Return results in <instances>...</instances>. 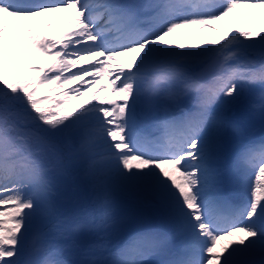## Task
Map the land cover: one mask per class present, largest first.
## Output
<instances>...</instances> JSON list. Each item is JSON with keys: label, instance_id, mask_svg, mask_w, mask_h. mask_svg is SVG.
Masks as SVG:
<instances>
[{"label": "snow or ice", "instance_id": "1", "mask_svg": "<svg viewBox=\"0 0 264 264\" xmlns=\"http://www.w3.org/2000/svg\"><path fill=\"white\" fill-rule=\"evenodd\" d=\"M237 10L264 19V0H0V264H67L56 237L33 229L51 212L52 172L65 161L80 164L95 198L54 225L60 236L107 227L118 195L148 202L167 225L129 236L109 261L79 264H153V255L255 264L264 255V143L226 152L237 109L264 88V23L215 27ZM182 29L220 35L175 46L169 37ZM151 99L156 134L145 135L136 109ZM259 104L264 112V95ZM233 184L247 196L228 195Z\"/></svg>", "mask_w": 264, "mask_h": 264}, {"label": "rangeland", "instance_id": "2", "mask_svg": "<svg viewBox=\"0 0 264 264\" xmlns=\"http://www.w3.org/2000/svg\"><path fill=\"white\" fill-rule=\"evenodd\" d=\"M129 2V0H126ZM212 2V1H211ZM213 4H217V2H212ZM250 21L251 24L248 25L251 27H259L262 23H264V19H262L259 15L250 16L246 14L242 10H237L230 17L226 18L224 21H220L215 27L219 28L221 32L226 31L228 29H238L242 27H247L246 23ZM248 29V28H247ZM220 35L218 32H214L211 29H205L204 31H196L195 29H182L179 33L176 34L175 37H172L173 45H200L206 40H212L217 38ZM195 41V44H190V42ZM190 44V45H188ZM249 60L259 62L261 57L257 52H252L248 55ZM263 88L261 86H254L253 90L248 93V109L244 113H238L236 111L234 120L236 123V129H240V124L248 117L253 116L251 106L254 103H257L259 100V95L262 94ZM89 99V98H88ZM85 101V100H84ZM78 103V102H77ZM264 116V115H263ZM263 119V117H262ZM236 130H229L228 136L230 137V141L226 143V152H228L233 147V142L236 141ZM67 163L73 167H77L80 170V180H77L78 184L85 185L91 192L94 197L93 188L91 182L84 175V172L78 162H68ZM83 182V183H82ZM66 188H68L66 186ZM66 188L64 189V194L61 195L59 192L55 190V187L51 193L52 206L57 215V220H61L70 214L71 211L66 210L63 207L65 202H61L59 199L61 196L65 198L70 197L71 192L66 195ZM95 198V197H94ZM71 203L72 201H77L78 199H65ZM94 199H85L83 201V205L89 207ZM51 223H47L42 220H34L33 229L34 231L42 230L49 232V226ZM167 225L165 222L157 215L155 210L151 207V205L140 199H135L126 195H118L115 198L114 206H113V218L107 227L97 228L88 230L85 229L81 233L73 236L72 238H68L73 241L78 248V250L82 253L85 258V253L92 248L94 251L105 253V245L108 244L111 246H116L119 242L120 238L126 233H136V232H144L153 228H166ZM125 238V237H124ZM79 239H82L80 242ZM108 260H111V255L106 256ZM264 262V261H263ZM262 264V263H261Z\"/></svg>", "mask_w": 264, "mask_h": 264}, {"label": "bare ground", "instance_id": "3", "mask_svg": "<svg viewBox=\"0 0 264 264\" xmlns=\"http://www.w3.org/2000/svg\"><path fill=\"white\" fill-rule=\"evenodd\" d=\"M218 3L220 0H216ZM156 0H129V4H139V5H150L152 3H155ZM137 14L140 15L142 18L147 17L151 14V10L147 7L145 8H140L137 10ZM45 17H40L37 18L35 23L39 26L43 23L45 20ZM251 22L248 21L246 23L247 27H242V28H250ZM178 31L177 33H179ZM177 33H174L171 37H169L170 42H172V37H175ZM196 42H190V44H195ZM188 44V45H190ZM25 62L28 63H39L40 61L36 58H31V57H25ZM256 85H259L258 83ZM254 85V86H256ZM253 86V87H254ZM93 92H96V89H93L92 92L87 93L85 96L80 97L77 100V105L82 104L84 100H87ZM98 96L101 98L106 97L108 95L107 91H102V92H97L96 93ZM42 95H49V93L45 92L42 93ZM261 95H264V88L262 94L259 95V100ZM115 99V97H112ZM259 100L257 103H255L252 107V112L253 116L247 117L243 123H241L240 129H236V141L233 142V147L231 150L228 151V154L232 157H235L241 150H243L246 146H253V145H259L261 143H264V112L261 111ZM159 112V102L155 99L151 100H146L142 101L140 105H138L136 109L137 113V119L141 125L140 127V132L145 135H155L156 134V129L154 126V121L157 118V112ZM263 117V119H262ZM230 141V137L227 135V142ZM231 174L233 176L240 175V169L238 168H233L231 170ZM228 195H230L234 199H239L240 197H246L247 192L246 190L241 189L239 186L233 184L229 191ZM52 196H50V205H51V212L44 210L41 213V216L36 219L37 221L40 219L42 221H45L47 223H51L49 226V234L51 236H55L57 242L62 246V251L60 253V258L63 259L64 261L67 262V264H79V262L84 261V260H100V261H109L107 259V255H111V252L115 250V248L119 245H122V243L129 237L134 234L140 233H128L124 234L119 242L117 243L116 246H109L108 244L105 245L106 252H97L94 251L92 252L91 255H86L84 258L82 253L78 250L76 247L75 243L71 241L70 239L60 236L59 233L54 229V225L58 223L57 220V215L53 209L52 206ZM125 237V238H124ZM148 259H150L153 264H159V262L163 259H165L164 256H157L153 255L150 256ZM255 261V264H261L264 261V255L261 254H256L253 258Z\"/></svg>", "mask_w": 264, "mask_h": 264}]
</instances>
